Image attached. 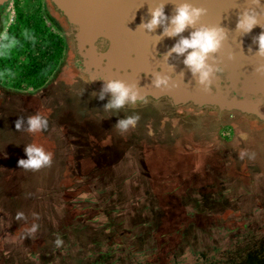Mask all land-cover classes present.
<instances>
[{"label": "water", "instance_id": "water-1", "mask_svg": "<svg viewBox=\"0 0 264 264\" xmlns=\"http://www.w3.org/2000/svg\"><path fill=\"white\" fill-rule=\"evenodd\" d=\"M40 1L45 22L62 40V53L35 89L0 82V167L18 168V161L27 159L25 146L32 143L54 154L52 166L40 170L48 172L41 180L47 188L41 213L45 210L53 222L65 219L49 228L51 239L59 235L64 242L68 237L78 242L75 236L86 232L76 226L82 208L96 207L87 200L114 202L118 186L137 184L142 188L139 210L157 209L173 221L166 237L176 245L169 256H163L159 242L142 245L153 263L264 264V77L255 71L264 60L253 43L264 29L257 26L243 36L236 32L247 0H188L207 9L203 25L229 32L214 57L223 71L211 92L197 85L183 57L165 60L178 38L159 42L162 27L150 34L139 28L150 19L149 7L165 4L171 16L177 0ZM13 2L0 0V33ZM158 72L171 76L176 86H152ZM113 79L138 85L144 99L119 114L104 112L111 94L99 101L97 93ZM36 113L48 118L47 131H16L19 117ZM134 114L140 116L135 129L124 136L113 131L119 119ZM241 150L254 158L241 160ZM114 204L119 218L127 208ZM144 224L151 226L128 235L154 237L153 220L145 218ZM94 229L91 241L106 235ZM141 232L143 237H137ZM23 245L14 250L18 264L47 249L34 241Z\"/></svg>", "mask_w": 264, "mask_h": 264}, {"label": "clouds", "instance_id": "clouds-1", "mask_svg": "<svg viewBox=\"0 0 264 264\" xmlns=\"http://www.w3.org/2000/svg\"><path fill=\"white\" fill-rule=\"evenodd\" d=\"M174 5L171 16L165 14V4L149 7L148 16L150 19L143 21L139 28L150 34L155 33L158 28L162 27L163 33L158 36L160 38L159 42L164 38H178L174 46L164 56L165 60L168 62L169 58L175 57L178 59L183 57V63L187 70L191 72L197 85L204 92H211L217 74L223 71V68L218 65L214 57L222 51L225 42L229 39V32L220 25H203L201 23L202 18L207 15V9L205 8L196 7L188 0H177ZM247 5L241 11L236 26V32L240 33L241 36L250 34L257 26L264 29V2L262 0H247ZM189 29H193V31L188 36H184L183 34ZM25 36L34 42V36L29 33H25ZM253 43L257 44L259 49L255 53L256 56L264 60V32L255 37ZM15 44L16 41L10 40L7 32L0 33V52L6 51ZM168 66L173 68L169 64ZM255 71L258 75L264 77V63H260ZM153 77L152 86L155 88L176 86L171 76L158 72ZM97 94L99 101H104L111 94V98L104 105L103 111L115 112L116 114H119L122 109L128 106L135 107L139 101L144 99L142 90L138 85L115 79L104 81L102 89ZM139 120L140 116L138 114L119 119L113 126V131L120 136H124L130 130L136 128ZM48 127V118L40 113L30 115L27 119L19 117L15 121L16 131H25L32 135L45 132ZM24 152L27 159L18 161V168L24 172H38L50 168L53 164L54 154L46 151L42 145L28 144L25 146ZM246 157L252 159L254 154L250 155L246 150H241L239 158L244 160ZM15 219L17 221L25 219L24 213L17 212ZM38 229L39 225L32 223L31 226H26L20 231L25 234L26 239H29L35 236ZM53 243L56 247H62L64 241L58 235Z\"/></svg>", "mask_w": 264, "mask_h": 264}, {"label": "flooded vegetation", "instance_id": "flooded-vegetation-1", "mask_svg": "<svg viewBox=\"0 0 264 264\" xmlns=\"http://www.w3.org/2000/svg\"><path fill=\"white\" fill-rule=\"evenodd\" d=\"M23 5L32 9L27 15L26 33L34 36V42L26 38L21 45L7 49L8 56L0 63V82L4 85L22 90L35 89L41 86L56 67L62 53V44L57 34L45 22L41 12L40 0H14L10 21L4 30L9 32L14 24V18ZM39 9V17L37 15ZM2 10H0V13ZM3 32V33H4ZM19 196V189L0 185V264H18L19 260L5 259L11 250L19 251L24 247L21 243H5L4 208L5 203L11 206V199ZM87 202L95 208L87 206L82 208L81 221L76 226L81 231L87 230L89 225L106 232L100 239H95L89 244L66 240L62 247L51 245L43 251H34L30 254L31 260L25 264H155L154 256L149 250L136 242V237H131L119 226L118 208L111 198L100 202ZM102 206L107 210H102ZM149 228L151 224L142 225ZM141 226V228H142ZM150 232V231H149ZM141 232L137 237H143Z\"/></svg>", "mask_w": 264, "mask_h": 264}, {"label": "rangeland", "instance_id": "rangeland-1", "mask_svg": "<svg viewBox=\"0 0 264 264\" xmlns=\"http://www.w3.org/2000/svg\"><path fill=\"white\" fill-rule=\"evenodd\" d=\"M20 12L16 14L14 18V24L8 32V37L10 40H15L16 44L21 45V41L25 37V33L27 29V15H29V11L31 6L23 5L20 8ZM40 11L37 9V15L39 17ZM8 56V52H0V63L4 58ZM47 171H38V172H24L20 168L14 166L8 167H0V185L4 184L5 186H18L20 189L19 198L17 200H11V206L9 212V205L5 203L4 208V231H5V243H32L36 242V246L42 245L43 248H49L54 240L51 239L49 234V228L51 226H57L63 224L64 217L58 216L56 221L53 222L47 216V214H42V208L46 207V199L44 200V196L46 195V184L41 183V180L44 181L48 178ZM25 179L27 182L25 183ZM17 182V183H16ZM121 187V186H118ZM123 187H138L137 184H133L130 186ZM25 190H27V194H25ZM43 197V198H42ZM44 203V204H43ZM102 210L106 211L107 207L102 206ZM17 212H23L25 219L17 221L15 219ZM122 221H125V229L126 231L131 232L132 227H135L139 220L142 219L140 216H135L132 210H129L127 213L122 214ZM158 226V238L160 239L161 250L165 253L163 256H169L172 253L173 247L176 245V242L173 238H167L166 235L173 227V221L167 215H162L158 218H155ZM154 222V221H153ZM32 223H36L39 225V229L33 238L26 239L25 234H23L20 229L31 226ZM129 229V230H128ZM97 232L95 231L92 225H89L85 234L81 236H75L77 241L82 244H89L93 236H95ZM70 236V235H68ZM72 237H68L66 239H71ZM137 240V239H136ZM141 239H139L140 241ZM154 240V238L149 237V241ZM1 254V252H0ZM9 258L11 261L16 260L17 252L11 250L8 252V255L5 256V259ZM1 259V255H0Z\"/></svg>", "mask_w": 264, "mask_h": 264}, {"label": "trees", "instance_id": "trees-1", "mask_svg": "<svg viewBox=\"0 0 264 264\" xmlns=\"http://www.w3.org/2000/svg\"><path fill=\"white\" fill-rule=\"evenodd\" d=\"M59 40L61 41V44H62L61 38ZM62 46H63V44H62ZM117 189H118V194L113 199L114 202L116 204H119V205L124 206V207L127 208V210L124 213H127L129 210H132V212L134 213L135 216L142 217V219L139 220V223H137L135 227H132L131 232L126 231V230L125 231L129 232V234L133 235V234H135L137 231H139L141 229L142 222H143V220L145 218H151L154 221V225H155V228H156V233H155L154 237H151V238H154V240H150L149 241V237L145 236V237L141 238L140 241L137 238H135V239H137L136 242L138 244H141V245L149 244L152 241H156V242L160 243V239L158 238V236H159L158 235V231L160 229H159V226H158V224H157V222L155 220V218H158L160 216V212L157 209H155L153 212L145 214V213H143V212H141L139 210L140 206H141V201H142L140 199V195L142 194L141 193L142 192V188H138V187H118ZM121 218H122V215L118 218L117 221L119 223V226L121 228L125 229V224L126 223H125V221L123 222L122 221L123 219H121ZM161 252H162L163 255L165 254L163 252V250H161Z\"/></svg>", "mask_w": 264, "mask_h": 264}]
</instances>
